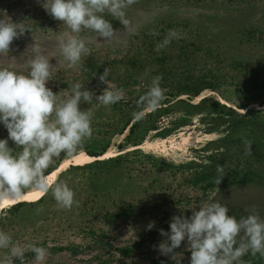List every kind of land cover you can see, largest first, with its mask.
I'll list each match as a JSON object with an SVG mask.
<instances>
[{"label": "rangeland", "instance_id": "rangeland-1", "mask_svg": "<svg viewBox=\"0 0 264 264\" xmlns=\"http://www.w3.org/2000/svg\"><path fill=\"white\" fill-rule=\"evenodd\" d=\"M43 3L0 0V19L9 17L31 29L0 55V68L27 74L36 55L30 45L36 41L55 66L47 86L54 93L62 91L61 98L71 96L76 83L102 94L108 85L99 76L108 68L109 85L123 89L124 99L108 106L95 100L81 104L82 110H93V134L77 153L137 151L118 163L92 167L91 161L54 176L51 183L62 176L60 181L75 192L79 206L72 210L61 208L51 191L41 203L19 211L8 208L18 202L0 205L5 224L0 231L29 253L25 264H36L29 244L48 250L43 264H176L158 251L166 239L160 229L170 232L173 216L190 217L201 202L218 201L237 220L253 206L264 218V0H137L125 10L130 30L105 12L104 18L118 30L114 38L105 40L88 29L78 34L90 55L74 68L68 67L59 46L74 34ZM173 29L181 38L156 51ZM154 31L159 35H152ZM156 75L163 76L166 98L137 121L132 115L140 110L137 101ZM213 75L218 77L209 80ZM199 79L215 84L205 82L198 97L172 96ZM202 96L209 99L201 102ZM8 135L0 123V139ZM244 139L253 142L251 156L244 155ZM8 145L14 155L22 151L11 140ZM68 158L61 153L50 167ZM218 165H225L226 173L219 185ZM124 208H130L128 215H119ZM111 212L117 216L107 218ZM175 251L180 264H190L187 241ZM5 253L0 250V259ZM252 257L249 253L241 259Z\"/></svg>", "mask_w": 264, "mask_h": 264}, {"label": "clouds", "instance_id": "clouds-1", "mask_svg": "<svg viewBox=\"0 0 264 264\" xmlns=\"http://www.w3.org/2000/svg\"><path fill=\"white\" fill-rule=\"evenodd\" d=\"M134 3L137 0H44L42 7L74 34L59 42L62 55L69 62L68 67L74 68L82 56L90 55L85 40L78 34L88 29L105 40L114 38L118 30L104 18L102 14L105 12L119 20L125 30H130L131 21L125 10ZM28 32L31 29L23 22H13L9 17L0 19V55L9 53L13 41ZM151 34L159 35L155 31ZM180 38L177 30H170L157 44L156 51ZM30 46L36 55L29 61L27 74L0 68V123L9 134L7 139H0V205L19 199L24 189L36 188L43 193L51 191L61 208L72 210L74 205L79 206L73 189L66 181L49 183L45 172L61 153L72 157L83 147L85 140L91 138L94 113L92 108L82 110L81 104H92L95 100L104 106L112 105L124 99V90L113 89L109 85L107 77L110 70L105 68L99 80L108 87L102 94L97 96L76 83L72 86L71 96L61 98L62 91L57 94L47 86L55 66L41 54L36 41ZM149 72L150 69H146L145 76ZM162 79V75L152 77L148 91L137 101L140 110L133 112V119H143L148 109H157L166 98V89L161 87ZM9 140L22 151L14 155L8 145ZM243 145L244 155L251 156L253 142L244 139ZM224 169L225 165L217 166V185L226 175ZM191 210L190 217H172L170 232L160 229V234L166 238L158 245L161 255L169 256L180 264L175 250L187 241L191 252L190 264H245L241 258L249 253L264 257V218L257 213L255 206L249 215L239 220L229 215L226 204L218 201H203L198 210ZM154 226L153 221L147 228L151 230ZM0 250H6L0 264H14L13 258L25 264V248L13 243L12 237L4 231H0ZM27 250L35 253L36 264H43L48 255L46 248L33 244L27 245Z\"/></svg>", "mask_w": 264, "mask_h": 264}, {"label": "trees", "instance_id": "trees-1", "mask_svg": "<svg viewBox=\"0 0 264 264\" xmlns=\"http://www.w3.org/2000/svg\"><path fill=\"white\" fill-rule=\"evenodd\" d=\"M198 1H201V0H198ZM218 76L217 75H213L212 76V78L211 79H209V80H215L216 78H217ZM190 80H193V81H195V80H198V79H190ZM200 80H202V79H199V82L198 83H193L192 84V82H191V86L190 87H188V85L187 84H184V90L185 91H183V92H181V93H178V92H176V93H172V96H175V94H186V95H188V96H194V97H198L199 95H200V93L202 92V89H204L205 87H206V84L208 85V86H214V85H211V84H215V83H212L211 81H205V79L204 80H202V81H200ZM205 82H206V84H205ZM217 82V81H216ZM202 84V85H201ZM191 91V92H186V91ZM177 97H179V96H177ZM170 97H168V99H169ZM209 98L207 97V96H204V97H202L201 98V102H204V101H206V100H208ZM247 112H252V109H250V108H247ZM133 126H134V124H133ZM132 126V127H133ZM137 145H139V144H136V146ZM131 151H134V152H136L137 151V149H134V150H127V151H125V152H120L119 154H117V155H115L114 157L112 156V157H110V158H108V159H101V158H98V159H96V160H94V161H92L91 163H90V166H92V167H96V166H99V167H102V166H104V165H106V164H108L109 162H117L118 163V161H120V159L122 158V157H124V156H126L127 154H129V152H131ZM103 153H105V151H103L102 153H97V154H92V155H94V156H100V155H102ZM60 164V163H59ZM58 166V164L56 165V167ZM83 166H85V165H74V164H70V166L68 167V169H65V170H63L60 174H64V173H66L69 169H71V168H82ZM56 167H53V168H51L50 167V169H48V170H46V172H45V175H48L51 171H53ZM86 167V166H85ZM244 171V170H243ZM215 172V171H214ZM245 174H246V172H245ZM201 175V174H200ZM211 177H213V176H216V175H214L213 173H212V175H210ZM62 177V176H61ZM61 177H58L57 179H56V181L54 182V183H56V182H59L60 181V179H61ZM217 178H218V175L216 176ZM200 178H202V177H200ZM203 178H205V177H203ZM214 178V177H213ZM217 178H215V179H217ZM214 179V180H215ZM27 189H24L23 191H26ZM48 193H46L44 196H42L39 200H37V201H32V202H28V201H19L18 203H16V204H13V205H11V206H8V208H9V210H12V211H19V210H21V209H23L25 206H30V205H34V204H36V203H41L42 201H44V199H45V196L47 195ZM6 208V207H5ZM130 212V208H124L123 209V211H122V213H119V215H122V216H124V215H128V213ZM0 214H1V212H0ZM106 216H107V218H115L116 216H117V214L116 213H108V214H106ZM3 224V225H2ZM0 225L1 226H5V224H4V216H3V214L2 215H0ZM32 254V253H31ZM29 256V253L26 251L25 252V255H24V259L26 260V258ZM14 259V264H21V262H20V260L19 259H15V258H13ZM245 264H264V257H261L259 254H257L256 256H253L251 259H249L247 262H245Z\"/></svg>", "mask_w": 264, "mask_h": 264}, {"label": "bare ground", "instance_id": "bare-ground-1", "mask_svg": "<svg viewBox=\"0 0 264 264\" xmlns=\"http://www.w3.org/2000/svg\"><path fill=\"white\" fill-rule=\"evenodd\" d=\"M203 97V96H202ZM201 97V98H202ZM199 100V98H198ZM222 102L225 104L226 102L224 100H222ZM244 110V109H243ZM184 124V123H183ZM131 125V124H130ZM199 132V131H198ZM169 134V133H168ZM173 134V133H172ZM212 134V133H211ZM171 135V134H170ZM213 135V134H212ZM157 137V136H156ZM185 137V136H184ZM188 137V136H187ZM195 137V136H194ZM183 140V139H182ZM157 141V140H156ZM191 141V140H190ZM155 142V141H154ZM153 142V143H154ZM162 142V141H161ZM188 143V142H187ZM156 144V143H155ZM190 144V143H189ZM148 145V144H147ZM161 145V144H160ZM167 145V144H166ZM178 145V144H176ZM141 147V145H137L134 147ZM143 147V146H142ZM115 149V148H114ZM166 149V148H165ZM167 150V149H166ZM154 151V150H153ZM167 152V151H166ZM169 152V151H168ZM89 153V152H88ZM118 153V152H117ZM117 153H112L110 151H107L105 153H103L100 156H93V155H89L86 152H79L77 154H75L73 157L68 158L63 160L62 162H60V164H58V166L51 171L48 175H46L49 179V183H51V180L54 176L58 175V173L60 174V171L65 169L66 167H68L70 164H74V165H80V164H85L88 162L93 161L94 159H98V158H106V157H111L114 156ZM68 169V168H67ZM43 192H41L39 189L36 188H30L26 191L22 192V195L19 199L16 200H11V201H5L4 204L9 203V202H19V201H36L39 200L42 196H43Z\"/></svg>", "mask_w": 264, "mask_h": 264}]
</instances>
